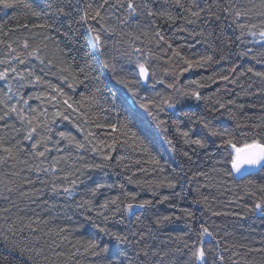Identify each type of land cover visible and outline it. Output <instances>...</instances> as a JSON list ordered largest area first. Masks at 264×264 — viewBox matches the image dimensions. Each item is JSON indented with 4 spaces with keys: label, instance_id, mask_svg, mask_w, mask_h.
Returning a JSON list of instances; mask_svg holds the SVG:
<instances>
[{
    "label": "snow or ice",
    "instance_id": "snow-or-ice-1",
    "mask_svg": "<svg viewBox=\"0 0 264 264\" xmlns=\"http://www.w3.org/2000/svg\"><path fill=\"white\" fill-rule=\"evenodd\" d=\"M166 2L169 7L163 4L157 7L153 0H76V3L72 0H39V2L38 0H0V11L21 8L25 10L23 21L17 20L12 27L0 25V52H2L0 54V82H2L0 84V167L9 169L0 172V194L17 192L21 197L39 198L45 194V188L29 187L26 191L22 190L25 186L39 182L45 186L50 184L48 191L53 195L63 194L72 198L77 185L83 183L81 177L85 176L86 170L108 167H120L123 170L129 168L124 161L130 157L113 156L119 147L130 148L142 157H147L146 160L134 161L138 167L131 175L126 176L129 184L147 187L153 196H156L157 188H176L183 178L179 173L176 178L164 176L157 180L135 179L137 173L145 175L149 171L163 173L165 166L154 153L153 148L135 130L133 116L136 105H139V108L146 111L155 121L156 127L163 134L168 150L176 153L177 148L167 135L169 131L167 122L160 117L161 113L174 109L185 98L204 101L208 116L193 118L186 113L191 123V127L187 129L181 128L177 120L172 121V124L185 145H194L197 149L206 150L205 154L209 159L219 155L223 150V156L215 160L214 166L209 170L220 177V184L225 183V177L234 181L236 176L240 175L243 179L245 175L253 174V169L264 172V116L258 117L257 122H253L251 117L236 119V113L228 105L243 109L244 104H237L235 99L224 101L220 97L213 100L211 96H204L201 92V89L211 84L220 82L237 84L238 77L245 75V71L240 70V65L237 63H232L227 69L213 71L210 75L200 76L199 79H188L180 84V78L185 73L193 69H206L213 64L219 65L229 57L224 54V49H220L219 59L207 54L195 58L187 56L182 51V45H174L171 39L165 37L159 24L163 21L176 26L177 32H188L193 37H204L203 31H191L187 25H195L197 22L205 24L220 22L222 15L231 17L230 23L239 31V35L236 36L235 41H228V46L235 44L239 48L240 44L236 42L243 43V38L250 36L252 40L249 43L259 45L261 51L257 53L254 48H244L239 51V58H260L258 62H264V0H259V4L243 8L231 3L222 4L218 0H212L211 4L207 3V0H166ZM202 4L204 6H201ZM5 15H7L6 11ZM29 16L34 20H29ZM113 20L115 23H112ZM8 23H12L11 19ZM84 26H87V31L82 36L83 44L80 48L74 49L71 45L79 43V27ZM21 31L25 33L24 38L13 40V33ZM53 33L63 38V44L61 39L52 35ZM114 36L119 37L114 41V46L122 43L127 45L117 49L119 58L125 60V65L119 67L118 58L110 56L107 48L108 40ZM153 45L160 49L158 53L153 51ZM153 60L163 61L165 65L172 67L171 69L164 67L163 75L158 77L154 70L155 65L152 64ZM93 63L97 67H94ZM246 71L264 82V72L254 71L251 67ZM108 72L131 93V97L120 98L116 92L109 89L111 100H106V107H101L96 95L101 92L98 85L94 86V92L82 93L78 100L65 90L66 87L75 91L77 85L98 81L101 75ZM169 75L173 77L171 82L166 80ZM49 77L55 78L60 83H53ZM157 85H163L165 89L172 91L171 93L156 91ZM142 88L146 93L144 95H141ZM28 89L34 91H27ZM257 93L264 94V84L257 89ZM245 95L252 93L245 91ZM213 96H216V93H213ZM33 99L39 101L35 107L30 104ZM248 107L255 108L257 105L249 104ZM259 107L264 108V104H260ZM225 112L229 117L236 119L235 126L232 128L214 126L212 121L216 114L224 115ZM9 121L13 122L9 123ZM62 121L71 124L83 138L78 139L71 130L54 132ZM197 126L204 130L205 135L194 138L192 132ZM54 135L59 139L55 140ZM101 136L105 138L101 139ZM210 138L219 141L215 144L214 152L208 150L210 143H213ZM63 142H66V146L62 148L60 145ZM69 148L74 149L75 152L69 151ZM53 151L58 155L52 156ZM87 152L94 153L101 162L87 161L82 154ZM182 155L191 161L192 157L188 151H183ZM50 156L51 163L44 167ZM113 160L115 165L111 163ZM61 164L66 165L67 170L61 168ZM144 164L150 165L151 168H145ZM18 165L22 167L18 168ZM180 170L183 172L182 164ZM25 171L28 173L35 171L37 180L22 175ZM57 173L63 174L57 175ZM40 174L51 176V181L39 180ZM193 176H203L209 180L208 184H201L195 189L197 193L200 192V188L214 186L208 172H194ZM187 179L191 182L193 177ZM242 187L245 195L255 198L251 205H243L246 212L264 215V183L257 184L249 180ZM104 189H119V193L106 196L98 205L94 204V198ZM86 191L87 198L82 197L76 206L78 208L87 206L88 212H94L95 217L102 220V223H97L96 219L86 217L92 221L97 233L109 237V241L104 242L96 235L77 240L73 245L75 251L67 254L65 264L76 255L100 257L109 252L116 257L110 260L109 264H136V260L141 257L146 259H141L140 264H147L150 259L148 246L139 247V245L146 235L153 232V229L149 227L146 232L131 229L122 233L111 230L108 222L117 215L121 216L118 221L121 224L125 219L132 224L133 216L136 222H139L141 216L154 203H165L170 197L163 195L155 201L139 199L138 193L126 191L123 183L95 182L94 186H86ZM4 199L9 200V197L4 196ZM236 199L239 200L240 197ZM9 203L12 202L9 200ZM44 203L47 204V200ZM192 203L202 205L213 216L244 214L214 211L209 205L208 196L200 195L199 198L193 199ZM169 206L174 207L171 204ZM137 210H140L139 215ZM9 211L8 208L0 209V213ZM180 211L185 217L194 218L192 211L188 209H180ZM0 218L5 221V224H0V228L6 227V230L14 235L25 230L36 233L41 231L38 225L49 223L47 219L42 220L38 215L35 219L18 216L11 221L9 216ZM68 219L71 220L72 217L69 216ZM172 219L171 215H160L156 216L152 223L156 228H161ZM67 233V227H59L49 228L45 235L54 234L62 243L68 240ZM186 236L187 234H182L172 238L177 244L176 251L187 252L188 259L184 264H254L247 258L248 254L264 253V248H249L243 254L233 251L226 261L224 252L228 251V247L221 248L220 240L209 226L201 224L195 240ZM213 240L215 246H209ZM113 242L117 245L114 250ZM52 243L55 245L54 248H50L52 253L57 257H63L65 254L57 251L61 243L55 241ZM128 245L135 250L134 255L127 250ZM25 250L35 252L36 256L43 254L42 249L22 246L21 252ZM151 255H159L160 259L156 264H164L167 253H157L153 250ZM29 259L32 260L33 257L29 256ZM44 259L48 260V257L45 256ZM75 264H79V261Z\"/></svg>",
    "mask_w": 264,
    "mask_h": 264
},
{
    "label": "trees",
    "instance_id": "trees-1",
    "mask_svg": "<svg viewBox=\"0 0 264 264\" xmlns=\"http://www.w3.org/2000/svg\"><path fill=\"white\" fill-rule=\"evenodd\" d=\"M39 2V0H38ZM76 3V0H72ZM218 2L231 3L239 7H251L252 4H259V0H218ZM153 3L159 7L163 4L165 7L170 5L166 0H153ZM207 3L211 4L212 0H207ZM201 6H204L203 4ZM215 10V9H213ZM5 11L7 15H5ZM24 9L17 10H4L0 11V25H6L7 27H12L17 20L23 21L25 19ZM11 19L12 23L9 24L8 21ZM29 20H34L31 16L28 17ZM39 22V21H34ZM231 17H226L222 15V20L220 22H212L205 24L203 22H197L195 25H187V28L191 31L201 32L203 31L205 36L193 37L189 35L188 32H177L176 26L169 25L163 21H160V27L166 38L171 39L174 45H182V51L185 55L190 57H197L200 55H214L216 59H219L221 55L220 49H224V54L228 55L229 59L221 61L219 65L213 64L206 69H193L188 73L181 76L179 83L183 84L188 79H199L200 76L210 75L213 71H221L222 69H227L232 63H237L240 65V70L245 71V75L238 77L237 84H228L226 82H220L218 84H211L209 87L201 89L204 96H211L213 100L217 97L222 98L224 101L229 99H235L237 104H244L245 108L238 109L235 105H228L229 108L236 113V119H243L245 117H251L253 122H257V118L264 116V108L259 107L260 104H264V94L257 93L264 82H262L258 77L252 75V73L247 72V68L251 67L254 71L264 72V62H258V59L249 58H239V51L244 48H254L258 53L261 51L259 45L249 43L252 37L246 36L243 38L244 42L236 43L240 44L237 48L235 44L231 47L228 46V41H235L236 36L239 35V31L234 25H231ZM254 22L255 19H254ZM112 23H115L113 20ZM87 31V26L79 27V43L72 44L71 47L74 49L80 48L83 44L82 36ZM210 34V35H209ZM57 39H61L63 44V38L59 37L58 34L53 33ZM25 33L23 31L18 33H13L12 39L17 38L23 39ZM205 37L207 38L205 40ZM119 39V37H112L108 40V53L110 56H116L118 58V67L120 65H125V60L119 58V52L117 49L126 47V44H120L114 46V41ZM199 41V43H197ZM166 47V46H165ZM154 52H159L160 49L152 46ZM49 50H52V45H49ZM2 54V52H0ZM79 59V57H78ZM82 62V61H81ZM155 65V71L157 76H162L164 67H169L171 65H165L163 61H152ZM94 67H97L93 63ZM99 71V70H98ZM98 74V72H97ZM53 83H60L53 77H49ZM173 77L169 75L166 80L171 82ZM2 84V82H0ZM100 86L101 92L96 93L99 105L101 107H106V100L110 101L111 96L108 90L116 92L117 96L123 98L125 96L131 97V93L124 88L123 85L119 84L115 79L112 78L110 72L105 75H101L98 81H89L85 84H79L76 86V90L72 91L65 87V90L73 96L74 99H80V95L89 94L94 92V86ZM251 85V87H249ZM219 89V92H217ZM27 91H34V89H28ZM156 91H165L171 93V89H165L163 85H157ZM245 91L252 93V95H245ZM216 93V96H213ZM146 94L141 89V95ZM30 104L35 107L39 104V101L33 99ZM249 104H255L257 107H248ZM218 107V105H217ZM192 116L193 118L198 116H208L207 108L204 101H195L194 99H183L174 109L167 110L166 113H161V119L167 122L169 131L167 133L168 137L173 140L177 152L172 153L168 150L167 144L164 142L163 134L160 129L155 125V121L147 114L146 111L139 108L136 105V112L133 116L135 130L138 132L140 137L144 139L152 148L155 154L161 159V163L165 166V171L163 173H153L148 172L147 175L144 173H137L135 179L137 180H157L162 179L164 176H169L176 178L179 173L183 177L177 184V187L170 189L167 187H160L156 189V196H153L151 191L147 187H143L137 184H129L126 176L131 175L132 172L138 167L135 165L134 161L136 159H144L147 157H142L138 152H133L130 148L119 147L113 156L126 155L130 159L125 160L124 164L129 165L127 170H123L120 167H108L96 170H86L85 176L81 177L83 181L82 184H78L75 190V194L72 198H68L63 194L53 195L48 189V186L42 185L39 182L32 186H25L23 191H26L29 187L34 188H45V194L39 198L34 196L21 197L19 193H7L4 192L0 194V209L8 208L10 211L7 213H0V217L9 216L10 221L15 220L18 216L31 217L33 219L36 216H40L42 220L47 219L49 223L47 225L40 224L38 227L41 231L36 233H30L25 230L23 233L14 235L8 232L5 228H0V264H65L67 254L69 252H74L75 248L73 245L76 244L77 240L87 239L90 236L96 235L97 238L102 239L104 242L109 241V237L103 234L97 233L95 227H93L92 221L86 219V217H92L96 219L97 223H102L100 218L95 217L94 212H88L87 206L84 208H78L76 206L77 202L81 200L82 197L87 198L86 186H94L95 182L108 183V184H120L123 183L125 190L129 192L138 193L139 199H151L159 200L160 196L167 195L170 200L162 203L156 204L141 216L140 221L136 222L135 216L131 217L133 221L129 224L128 220L125 219L123 224L118 223L121 216L117 215L113 217L108 222V227L113 231H120L126 233L131 229H138L139 231H147L149 227L153 229V232L144 237L143 242L139 247H144L147 245V250L149 251L150 259L147 264H156V261L160 259L159 255L152 256L151 253L155 250L157 253H167L164 264H184L188 259L186 250L176 251L177 244L173 241V237L187 234L186 238L195 240L197 238V233L199 231V226L205 224L210 227L217 235V239L220 240L221 248L228 247V251L224 252L225 259L230 256L231 252L236 251L243 254L248 251L249 248L259 249L264 248V215L259 213H247L243 205H251L254 201V197L247 196L244 194L243 185L247 181L252 180L257 184L264 183V172L258 169L253 171L251 175H245L243 179L241 177H236L233 181L232 178L225 177V183L220 184V177L216 173L210 172L209 170L214 166V161L219 160L223 156V150H221L219 155L214 156L212 159L205 154L206 150L197 149L196 146L185 145L183 140L178 135L172 121L177 120L180 122V127L187 129L191 127V123L187 116ZM114 115V113H113ZM236 119L231 118L225 112L224 115L216 114L215 119L212 121L214 126L218 127H229L235 126ZM13 121H9L12 123ZM59 130H71L78 139H82L79 133L76 132L72 125L67 121L60 122L55 131ZM193 137L204 136L205 132L202 128L197 126L193 129ZM55 140H58V136H53ZM101 136V139H104ZM213 143H210L209 149L215 151V144L219 143L218 139L210 138ZM62 148L66 146V142L60 145ZM30 147V145H29ZM69 151L75 152L74 149L69 148ZM188 151L191 155V161L183 157L182 152ZM63 154V153H60ZM85 159L89 162L100 163V159L94 153L87 152L82 153ZM52 156L58 155L55 151L52 152ZM24 157L22 156L21 159ZM10 164L12 162H9ZM51 163V156L49 160L43 165L47 167ZM71 163V161H69ZM115 165V160L111 162ZM183 165V172L180 170V165ZM145 168H151L150 165L144 164ZM220 167L221 165H216ZM22 167L18 165V168ZM61 168L67 170V166L64 164L60 165ZM9 169L0 167V172L7 171ZM208 172L209 177H211V183L213 187L200 188V192L197 193L195 189L201 184H208L209 180L203 176H193L194 172ZM63 173H57V175H62ZM186 174V176H185ZM22 175L29 176L30 179L37 180V173L35 171L28 173L24 172ZM187 177H193L191 182ZM52 177L46 174H40L39 180H49ZM239 185V186H238ZM119 193V189H104L101 194H98L94 198V204L98 205L102 202L106 196L116 195ZM200 195L208 196L209 205L214 211L224 212H239L244 213L243 215L233 216V215H220L213 216L211 212L207 211L202 205H196L192 203L193 199L199 198ZM4 196H8L9 200H5ZM240 197L239 200L236 197ZM47 200V204L44 201ZM35 201V202H33ZM174 205L170 207L169 205ZM14 205V206H13ZM180 209H188L193 212L194 218L189 219L184 216V213ZM140 214V210H137V215ZM160 215H171L173 219L170 222L165 223L161 228H156V225L152 223L156 216ZM71 216L72 219L69 220L68 217ZM180 217V219H176ZM0 224H5V221L0 218ZM82 225V226H81ZM191 225V227H190ZM67 227L68 229V240L61 243L58 236L45 235L49 228H59ZM6 237V238H5ZM38 238V239H37ZM61 243V247L57 251L63 252L65 255L63 257L55 256L50 248H54L55 245L52 243ZM235 245L236 247H232ZM244 245L246 247H240ZM26 246L27 248H38L42 249V255L36 256L35 252H29L27 250L21 252V247ZM209 246L214 247L215 241H211ZM117 247L115 243H112L113 250ZM182 248V245L180 246ZM127 250L135 253V250L131 245L127 246ZM29 256L33 257L32 260ZM47 256L48 260L44 257ZM111 252L104 253L100 257H91L88 255H76L68 264H75L79 261V264H109L110 260L115 259ZM249 260L253 261L254 264H264V253L250 252L247 257ZM141 259H146L141 257L136 260V264H140ZM236 259V257H233Z\"/></svg>",
    "mask_w": 264,
    "mask_h": 264
},
{
    "label": "water",
    "instance_id": "water-1",
    "mask_svg": "<svg viewBox=\"0 0 264 264\" xmlns=\"http://www.w3.org/2000/svg\"><path fill=\"white\" fill-rule=\"evenodd\" d=\"M255 170H257V169H253L252 172L255 171ZM236 177H240V175H237Z\"/></svg>",
    "mask_w": 264,
    "mask_h": 264
}]
</instances>
